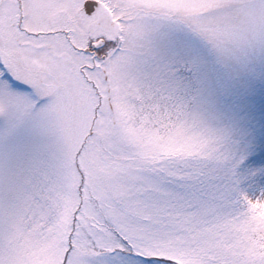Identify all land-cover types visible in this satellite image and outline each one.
<instances>
[{
    "label": "snow or ice",
    "instance_id": "obj_1",
    "mask_svg": "<svg viewBox=\"0 0 264 264\" xmlns=\"http://www.w3.org/2000/svg\"><path fill=\"white\" fill-rule=\"evenodd\" d=\"M0 264H264V0H0Z\"/></svg>",
    "mask_w": 264,
    "mask_h": 264
}]
</instances>
